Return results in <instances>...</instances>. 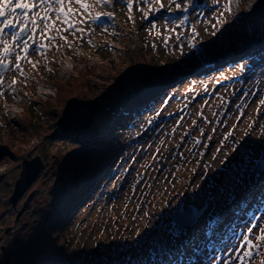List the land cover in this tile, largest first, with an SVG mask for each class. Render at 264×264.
Returning <instances> with one entry per match:
<instances>
[{"label":"rangeland","instance_id":"374dc122","mask_svg":"<svg viewBox=\"0 0 264 264\" xmlns=\"http://www.w3.org/2000/svg\"><path fill=\"white\" fill-rule=\"evenodd\" d=\"M235 7L236 9L233 11H228L224 7L216 9L210 12L206 19L199 21L200 40L205 44L208 51L214 54L224 53L228 46L236 44V38L240 35H245L247 32V35L251 36L256 33V29L258 30L259 27L264 26V0H237ZM122 8V5L116 7V9ZM119 19L129 28L131 33L129 37L116 40L125 48L124 53L90 47L84 40L79 39H76L74 47L69 49L67 44L70 39H66L51 51L54 58L58 56L63 58L61 63L56 62L54 64L53 72L52 70L48 72L43 65H39L37 69L33 67V70H35L34 79H23L20 82L25 95L30 96L31 100H35L36 105H30L27 101L17 104L10 95H0V121L4 120L7 124L5 126L0 124V155L2 156V159H0V264H4L6 258H11V264H48L49 262L55 264L54 258L58 257L56 254L61 255L62 252L66 253L67 260L73 261L74 264H103L104 262L105 264H121L125 260L123 257L119 259L118 256L114 259L119 250L123 251L125 249L124 252L133 251L135 254L136 250L141 248L140 255L143 259L148 258L150 249L155 248V246L160 253L171 252L168 248L171 242L166 241L170 235H168L166 226L153 229L151 226L147 227L143 224V219H141L139 227H135L134 230L141 236L139 240L135 241L137 235H134L127 243L128 239L126 240L125 235H117L115 239L119 243L114 249L109 247V241L106 240L103 241L104 245L99 247L97 253L92 241L88 242V226L77 224V220H81L83 216L94 213V209L90 205L81 207L77 216L66 224L65 232L50 231L55 229L54 223L61 217L65 206L75 203V196L81 190L80 181L85 182L84 180H87L88 175H95L98 171L104 170L106 167L104 162L107 163L104 157L102 158L103 162L101 157L98 156L104 153L105 149L100 150V148L89 146L90 144L80 145L76 141L69 140V138L64 139L60 136V131L55 135V129L58 130L57 120L72 96L76 98L99 96L103 99L113 100L118 94L129 93L130 85L140 89L145 85H150L152 80L165 82V84L160 85L159 91H167L173 88L174 90L178 89L177 91H180V94L183 95L188 92L193 95V92L208 87L207 80H210V78L196 80V89L192 91L191 86L186 83L189 81L188 76L184 74L183 78L178 77L177 73L182 70L184 63L193 64L197 59L200 61L202 56H196L197 58L193 59L194 52H189V47L186 45L182 47L181 42H183V39L177 34V31L167 28L165 25L159 29L153 27V30L150 25H143L140 20L135 24H131L127 21L126 11L119 15ZM242 25L248 27L245 33H240L241 30L238 26ZM74 38H77V33H75ZM107 39H99V41ZM167 39H171L170 45L165 44ZM175 44L179 46L176 47ZM41 68L43 69L41 70ZM261 70L259 74H261ZM261 77L255 75L249 81L254 86L262 88L264 77ZM40 79H43L41 83H39ZM95 83L96 86H94ZM43 89L50 90L53 94L48 96L42 94L40 90ZM159 91L156 93H159ZM150 95H155V93ZM258 100L257 98L254 102ZM182 101H184L183 97L177 104ZM251 105L254 108L253 114L243 117L237 122H235L236 118L234 116L227 118V124L235 122V136H237L235 138L240 140V144L241 140H245V144L232 146L223 136L227 128L221 127L219 129L220 134H217L218 137L212 142L211 148L213 149L211 153L206 156L205 161L203 160L204 163L208 160L211 163L215 162L210 169V173L208 175L202 173L204 168L201 167L199 174L191 181L193 183L188 184L186 180L181 186H177L182 190L188 184L187 191L184 193L185 198L182 199L183 210L187 209L189 203L198 209L201 208L209 196H211L209 205L216 204L219 207L229 208V205L233 202L239 204V199L248 193V190L245 189L247 173L243 175L241 171L231 170L223 177L221 168L225 162L239 158L238 155L244 157V153L259 154L264 147V116H260L257 122L255 115L258 110H255L256 107L253 102ZM175 107H177L176 104L173 108ZM104 108L103 105L102 109ZM8 109L10 110L9 114L6 113ZM232 109H234L233 106ZM197 113L198 111L194 109L185 116L189 117V127L198 120L194 118L195 115L198 116ZM11 114H15V116L12 115V120L8 121V116ZM104 114L99 116L95 123L97 125L95 127H97L100 134L97 137L90 134L92 140L103 139L102 145L106 141L107 149L111 147L120 149L117 145L124 146L125 141V130L122 126L124 125L125 128L128 119L123 120L121 128H117L116 131V127L110 125L111 121L102 124V121L110 112L104 109ZM72 119L74 121L84 120V118L76 119L75 117ZM182 120V124H184V118ZM201 130L202 127L198 126V133L206 137L210 136V132L201 133ZM250 131L251 134H248ZM112 132L118 135L117 142H115L117 145L113 146L114 135L109 136ZM51 135H55V137L51 138ZM187 142L183 144L182 148L185 147ZM98 150L100 151L97 152ZM35 155H40L43 159V170L24 195L19 198L15 208L9 198L13 192L15 181L20 176L22 162L23 160H31ZM200 160L198 158L197 163L191 165L193 172L204 164H200ZM218 161L220 164L224 162L220 168L219 165L217 167ZM98 163L101 164L100 167L94 168ZM84 165H88L87 173L84 172L79 175ZM82 169L85 170V168ZM185 169L189 170V167L176 164L172 167V173L178 176L181 174V170ZM189 174L190 172L187 171L185 176H190ZM75 178L80 181L70 184ZM213 178L215 179L214 185L211 184ZM164 185L165 183H163L161 190ZM249 186L252 185L249 184ZM52 188H56V197L50 194ZM175 188L176 185L173 180L165 185V189L171 195H174L177 191L174 190ZM34 189L36 190L35 195L16 221L17 214L22 210L23 201L27 194ZM64 189L66 190L58 199L59 209L52 214L50 202L54 199L57 204V198ZM170 194L167 196V192L161 193V196L169 197L162 200L159 199L158 194H155L154 203L160 208H167L172 199L171 207H173L180 198L178 196L170 198ZM231 196L233 197L231 198ZM88 202L91 201L88 200ZM149 202L148 200L147 205ZM154 209L155 205L152 206V210ZM158 218L157 215L153 216L154 221H157ZM48 220L50 230L46 225ZM198 221L199 224L200 219ZM6 228H10L11 231L4 232ZM195 228L197 229L195 238L202 236L203 228ZM98 233L103 234V229L100 228ZM132 240H134V243ZM152 245L154 246L151 247ZM103 251L108 252L107 260L101 255ZM63 261L56 262L57 264H63ZM190 262H193V258ZM225 262L227 264H237L234 255L227 253V251L223 253L222 264H225Z\"/></svg>","mask_w":264,"mask_h":264},{"label":"snow or ice","instance_id":"6c2138e0","mask_svg":"<svg viewBox=\"0 0 264 264\" xmlns=\"http://www.w3.org/2000/svg\"><path fill=\"white\" fill-rule=\"evenodd\" d=\"M99 3L103 5H111L113 4V0H98ZM124 2L127 4V7L129 9V13L131 12V9L133 7V0H124ZM138 3L140 2H147V0H137ZM155 2L159 3V0H155ZM76 3L80 4V7L85 11L89 12L91 21L93 23H97L100 25H103L106 21L105 18L110 22L111 20L114 19V14L113 13H95L94 15L91 13V5L84 3L83 0H76ZM170 3L175 4V9L181 11L184 13V19L180 21V24L183 25L188 17L186 13L188 12L189 9L195 10V8L198 6L194 0H187V3L185 4L184 8H181V4L178 2V0H170ZM53 4L59 5V7H53ZM44 5H47V11L41 15L38 12H33L31 23L33 25L31 29V34L23 40L22 46L20 43H17L20 38L23 36V34L27 31H29L27 24L26 23H21L20 20L13 19L12 16L17 15V9H25V11L19 15H22L24 18V21L29 20V11L36 9L38 5L36 3H29L27 0H16L15 3L12 2V0H0V17L3 19H0V45H3L2 53H0V66H3L4 68H7L9 66L10 61L6 62V59L8 56H10L12 53L16 52V49L19 48L20 51L24 54L23 56L19 53L16 54V63L14 65L15 69L17 71H20L21 73L23 72V69L21 67V60L27 58V54L29 50H35V51H41L45 49V45L43 43H40L36 41L35 36L37 33V19L36 17L39 16V19L43 20L46 22V27L44 30L45 33V38L46 39H51L55 40L56 37L53 36H48L46 33L48 30H50L54 25L55 22L48 23L50 20V16L48 13L55 12L59 17H63L62 23L66 25L65 29H57V32L59 33L60 31H64L67 29H72L76 27V24L71 20V16L75 14V10L72 9L71 7H68L67 10L65 9V0H40L39 6L43 7ZM164 8V5L161 3L159 7L157 8H150V11L152 12H159ZM229 11L231 10L230 7L228 9ZM143 12V9H141ZM168 12L172 11V8L169 7L167 9ZM144 18L148 17L147 12H143ZM129 19H131V16H129ZM82 22V21H81ZM17 25H19V30L18 31H13L11 33V41L12 44H9L8 40L5 38L6 37V30L7 29H16ZM155 27V25H154ZM81 32H83V29H79ZM193 32H195V28L192 29ZM62 39L66 40V37H61ZM179 39V37H177ZM91 43V41H89ZM35 46V47H34ZM69 47H71V44H69ZM193 48L196 47L195 44L192 45ZM200 51V54H203V50H198ZM195 54V53H194ZM31 63V61H29ZM241 68H243V65H240ZM16 81L13 80L12 84L15 85ZM0 84H3L2 78H0ZM14 91V88H13ZM261 104H264V100L260 102ZM230 135V134H229ZM179 213V210H177ZM198 222V221H197ZM220 221L218 219H214L213 217H208V219L205 221V236H210L215 233L216 229L220 227ZM255 227V225L253 226ZM248 233L251 234L253 231V228H248L247 229ZM256 239L258 241L264 242V229L260 230V234L256 236ZM243 243L240 245L241 247L247 245L249 249L253 246V241L250 238L249 235H245L242 237ZM259 247V245H255ZM183 254V253H181ZM251 250L246 251L243 256L237 257L239 260L243 261L246 257L251 256ZM227 264V262H225Z\"/></svg>","mask_w":264,"mask_h":264},{"label":"water","instance_id":"95a60500","mask_svg":"<svg viewBox=\"0 0 264 264\" xmlns=\"http://www.w3.org/2000/svg\"><path fill=\"white\" fill-rule=\"evenodd\" d=\"M76 102H79L81 104H86L88 103L87 101H82L76 98H72L68 105L74 104ZM68 108V106H67ZM65 109L63 112V116H62V122L64 117L67 114L68 109ZM96 108H94L91 113H90V118L87 121V123L92 119L94 113H95ZM42 167V162L39 156H36L35 158H33L32 160H25L24 161V168L22 170V177L17 181V193H15L13 195V199H15L18 195H20L29 185L30 183L33 181V179L36 177V175L38 174V172L40 171ZM176 219L181 223H186L183 219H181L179 216H176Z\"/></svg>","mask_w":264,"mask_h":264},{"label":"bare ground","instance_id":"6f19581e","mask_svg":"<svg viewBox=\"0 0 264 264\" xmlns=\"http://www.w3.org/2000/svg\"><path fill=\"white\" fill-rule=\"evenodd\" d=\"M56 18H58V17H56ZM64 69H66V67H64ZM94 86H96V83H95ZM99 86H100V85H99ZM40 91H41L42 94H45V95L53 94L52 91H50V90H46V89H43V90H40ZM76 108H77V107H76ZM77 110H78V112H81V108L78 107ZM67 117H69V115H67Z\"/></svg>","mask_w":264,"mask_h":264}]
</instances>
